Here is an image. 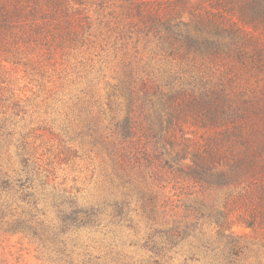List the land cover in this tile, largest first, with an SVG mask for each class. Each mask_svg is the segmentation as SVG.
<instances>
[{
  "label": "rangeland",
  "instance_id": "obj_1",
  "mask_svg": "<svg viewBox=\"0 0 264 264\" xmlns=\"http://www.w3.org/2000/svg\"><path fill=\"white\" fill-rule=\"evenodd\" d=\"M17 3L0 264H264V0ZM72 199L100 218L70 256L14 223Z\"/></svg>",
  "mask_w": 264,
  "mask_h": 264
},
{
  "label": "trees",
  "instance_id": "obj_2",
  "mask_svg": "<svg viewBox=\"0 0 264 264\" xmlns=\"http://www.w3.org/2000/svg\"><path fill=\"white\" fill-rule=\"evenodd\" d=\"M17 1L18 0H0V74L1 71L7 67V63H16L17 60L20 59L21 51L24 46L26 48L29 41L32 39L37 40L36 35H25L28 33V29L25 28V26H20L23 8L21 6L22 4L17 3ZM23 21L25 25L29 24L27 19ZM30 30L32 31L33 29L30 28ZM1 80H4L2 76L0 77V81ZM2 128H4V126L0 125V132H2ZM23 161L26 165L29 162L26 156H23ZM8 172L9 171L2 170L0 167V189L2 191L7 190L9 194L18 193L16 183L17 181L22 182L23 180L22 178H17L15 180ZM24 172L26 174L24 176L27 177L26 180L30 181L33 176L28 166H26ZM67 203H69V206L60 209L61 213H59L58 222H47L45 219H36L35 213H30L29 218H17L14 223L20 227L28 226L34 238L43 242L51 240L54 242V248L57 249L58 253L62 255L68 254L70 256L69 241L66 235L70 231L77 230L80 227L82 228L97 223L100 217L94 207L89 209L85 206H79L77 201L73 199ZM4 215L3 212L0 213L1 220H3ZM33 222H35L36 226L31 225ZM46 235L47 237L44 238Z\"/></svg>",
  "mask_w": 264,
  "mask_h": 264
}]
</instances>
